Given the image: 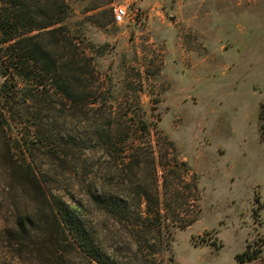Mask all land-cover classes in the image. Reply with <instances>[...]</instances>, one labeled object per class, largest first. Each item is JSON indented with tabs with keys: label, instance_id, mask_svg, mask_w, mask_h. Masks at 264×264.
Wrapping results in <instances>:
<instances>
[{
	"label": "rangeland",
	"instance_id": "obj_1",
	"mask_svg": "<svg viewBox=\"0 0 264 264\" xmlns=\"http://www.w3.org/2000/svg\"><path fill=\"white\" fill-rule=\"evenodd\" d=\"M66 2L75 44L58 32L56 57L87 113L57 85L36 102L6 87L0 121L16 156L34 147L51 200L89 206V248L102 264H264V0ZM119 5H128L121 23ZM98 87L114 91L112 117ZM137 103L157 122L148 133L136 127ZM55 149L70 154L59 160ZM2 151L0 264H44L16 243L46 229L50 213ZM247 249L257 257L240 262ZM68 259L101 264L83 252Z\"/></svg>",
	"mask_w": 264,
	"mask_h": 264
},
{
	"label": "trees",
	"instance_id": "obj_2",
	"mask_svg": "<svg viewBox=\"0 0 264 264\" xmlns=\"http://www.w3.org/2000/svg\"><path fill=\"white\" fill-rule=\"evenodd\" d=\"M69 8L70 4L66 0L60 2L57 0H36L34 5L27 3V0H0V74L4 78L0 85V103L5 90H7L6 87L9 86L17 87L25 100L36 102L46 90L52 88L55 90L57 85L56 93H60L69 100L70 106L77 108L80 114L87 113L86 104L81 103V99L74 97L78 89H72L68 84L70 82L68 76L60 72L59 60L56 57V52L65 46L62 43L63 39L70 42L71 45L75 44L67 22ZM58 32L63 39L57 38ZM53 38H56V41ZM62 67L64 69V66ZM28 85H31L30 89L27 88ZM48 86L49 89H47ZM9 88L8 90H10ZM106 93H109V96ZM92 94L97 95V102L102 109L101 114L103 111L108 112V115L110 114L112 117L114 114V91L110 88L104 91L103 87H98L92 91ZM104 106L108 108L106 111L103 110ZM136 106L135 116L137 119L135 120L138 130L148 133L152 127L156 128L157 122L148 116L142 105L137 103ZM7 110L9 112L8 107ZM262 114L264 118V105ZM128 120H124L120 127L123 128ZM0 132L3 134H0V150H3L1 156L13 178H18L24 187L40 197L42 211L50 213L47 221L41 218V226L46 229L41 233H34L27 243L21 240L16 243L21 247V251L22 248H25V252L44 264H69L68 255L75 252L88 253L92 259L102 264L100 256L89 248V223L86 219L89 206L83 201H66L60 196H55L51 200L34 164L36 159L34 147L20 146L23 152V157L20 158L13 151L15 148L13 142L16 137H13L12 134L9 138L7 137L4 123L1 121ZM46 140L48 139L44 137L41 142L44 144ZM30 142L34 146L36 140ZM52 154L54 158L63 160L70 152L64 149H55ZM105 202H107L104 204L106 208L112 211L118 208L121 209L120 212L128 210L125 207H120L112 199ZM29 218L19 219L16 229L22 231L23 227L29 226L32 223ZM256 257L257 255L249 249L237 255L240 262Z\"/></svg>",
	"mask_w": 264,
	"mask_h": 264
},
{
	"label": "built area",
	"instance_id": "obj_3",
	"mask_svg": "<svg viewBox=\"0 0 264 264\" xmlns=\"http://www.w3.org/2000/svg\"><path fill=\"white\" fill-rule=\"evenodd\" d=\"M128 14V5H119L115 8V21L121 23L124 21L125 17Z\"/></svg>",
	"mask_w": 264,
	"mask_h": 264
}]
</instances>
